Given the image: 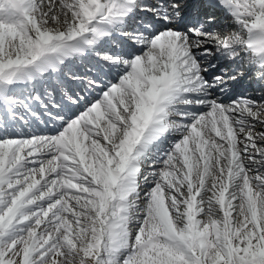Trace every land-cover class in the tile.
Returning a JSON list of instances; mask_svg holds the SVG:
<instances>
[{
	"label": "snow or ice",
	"instance_id": "obj_1",
	"mask_svg": "<svg viewBox=\"0 0 264 264\" xmlns=\"http://www.w3.org/2000/svg\"><path fill=\"white\" fill-rule=\"evenodd\" d=\"M249 77L264 0H0V264H264Z\"/></svg>",
	"mask_w": 264,
	"mask_h": 264
},
{
	"label": "bare ground",
	"instance_id": "obj_2",
	"mask_svg": "<svg viewBox=\"0 0 264 264\" xmlns=\"http://www.w3.org/2000/svg\"><path fill=\"white\" fill-rule=\"evenodd\" d=\"M219 12L222 14V15H225L226 18L225 19H221V18H218L213 24H211L212 26L213 25H217L219 26V29L217 30H214L215 33H219V35L222 33V31H234V30H238V25L235 24V21L233 18H231L230 15H226L223 13V11L219 10ZM224 34V33H223ZM244 82L248 83V85H255L257 86L256 82L254 79H252L251 77L247 78L244 80ZM259 88V87H258ZM260 89V88H259ZM260 91L264 94V91H262L260 89ZM259 127V125L257 126Z\"/></svg>",
	"mask_w": 264,
	"mask_h": 264
},
{
	"label": "clouds",
	"instance_id": "obj_3",
	"mask_svg": "<svg viewBox=\"0 0 264 264\" xmlns=\"http://www.w3.org/2000/svg\"><path fill=\"white\" fill-rule=\"evenodd\" d=\"M236 34H237V35H240V33H239V32H237ZM225 35H227V36H229V37H230V36H231V31H230L229 33L225 34ZM241 38H243V37H241Z\"/></svg>",
	"mask_w": 264,
	"mask_h": 264
}]
</instances>
